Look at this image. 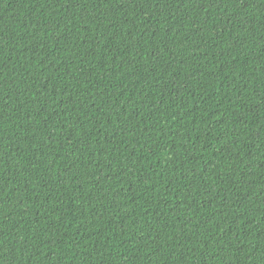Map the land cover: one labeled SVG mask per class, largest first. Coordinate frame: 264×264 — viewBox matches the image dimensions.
Segmentation results:
<instances>
[{
    "label": "trees",
    "instance_id": "obj_1",
    "mask_svg": "<svg viewBox=\"0 0 264 264\" xmlns=\"http://www.w3.org/2000/svg\"><path fill=\"white\" fill-rule=\"evenodd\" d=\"M0 264H264V0H0Z\"/></svg>",
    "mask_w": 264,
    "mask_h": 264
}]
</instances>
